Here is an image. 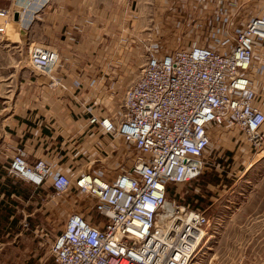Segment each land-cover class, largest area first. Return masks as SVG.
Returning a JSON list of instances; mask_svg holds the SVG:
<instances>
[{
  "label": "built area",
  "instance_id": "obj_1",
  "mask_svg": "<svg viewBox=\"0 0 264 264\" xmlns=\"http://www.w3.org/2000/svg\"><path fill=\"white\" fill-rule=\"evenodd\" d=\"M13 14L11 7L0 8V33ZM256 40H264L263 15L250 18L220 48L147 49L145 62L117 104V118L91 114L88 119L108 137V146L118 138L126 144L119 172L112 177L90 171L53 173L46 159L28 163L23 147L14 146L5 173L36 187L49 181L57 196L76 191L82 195L81 207H88L69 213L52 241L56 264L194 263L208 215L168 200L169 187L202 174L214 129L244 136L256 152L262 148L264 108L250 85ZM26 57L33 71L48 75L58 52L27 44ZM50 81L59 84L55 77Z\"/></svg>",
  "mask_w": 264,
  "mask_h": 264
},
{
  "label": "crops",
  "instance_id": "obj_2",
  "mask_svg": "<svg viewBox=\"0 0 264 264\" xmlns=\"http://www.w3.org/2000/svg\"><path fill=\"white\" fill-rule=\"evenodd\" d=\"M140 1L17 0L28 7L19 11L16 28L20 39L26 46L42 44L55 49L58 60L48 75L35 71L33 77L21 74L19 94L1 135L10 154L20 145L28 163L43 158L51 163L53 173L71 176L87 171L99 174L106 166L119 172L125 146L118 140L108 146V137L88 119L91 114L117 118V104L146 60L143 46L148 34L144 30L149 23L142 27L144 11L161 16L180 14L186 30L211 33L209 45L218 48L250 18L264 16V0ZM193 45L205 42L192 41L185 47ZM51 76L59 84H52ZM250 85L264 108V40L255 42ZM222 130L212 131L211 142L231 134ZM104 148L105 152L100 150ZM15 181L20 180L0 169V239L9 235L7 227L11 225L12 239L23 240L20 223L33 214L27 188Z\"/></svg>",
  "mask_w": 264,
  "mask_h": 264
},
{
  "label": "rangeland",
  "instance_id": "obj_3",
  "mask_svg": "<svg viewBox=\"0 0 264 264\" xmlns=\"http://www.w3.org/2000/svg\"><path fill=\"white\" fill-rule=\"evenodd\" d=\"M140 3H144L143 0ZM3 7H11L14 12L28 9L26 4L17 3V0H0V8ZM196 18L192 16L195 21ZM142 19V27L149 23L144 30L148 34L147 43L143 46L146 53L147 49L166 53L199 40L209 45L211 33L186 30L180 14L161 16L144 11ZM12 21L14 23L11 22L5 32L0 33L1 170L12 155L1 138L6 130L4 121L14 108L20 82L23 81L21 74L34 76L27 64L26 45L19 37L17 22ZM225 134H222V139L213 138L204 157L202 174L189 183L171 185L168 200L199 207L208 215L206 238L201 241L193 264H264V143L256 152L244 136L232 132ZM117 140L126 145L121 138L115 142ZM104 168L98 175L109 178L116 174L113 169ZM14 183L27 188L29 212L32 208L37 210L33 209L32 216L20 223L23 240L12 239V227L8 225L9 235L0 239L3 243L0 245V264H56L50 254V245L69 213L87 210L88 207L84 209L79 203L82 195L69 191L57 196L49 181L40 187L22 180ZM90 214L96 216L92 210Z\"/></svg>",
  "mask_w": 264,
  "mask_h": 264
},
{
  "label": "water",
  "instance_id": "obj_4",
  "mask_svg": "<svg viewBox=\"0 0 264 264\" xmlns=\"http://www.w3.org/2000/svg\"><path fill=\"white\" fill-rule=\"evenodd\" d=\"M20 19V14L18 11H15L14 14H13V20L14 21H19ZM23 33V34H22ZM21 37H24V31H21Z\"/></svg>",
  "mask_w": 264,
  "mask_h": 264
},
{
  "label": "bare ground",
  "instance_id": "obj_5",
  "mask_svg": "<svg viewBox=\"0 0 264 264\" xmlns=\"http://www.w3.org/2000/svg\"><path fill=\"white\" fill-rule=\"evenodd\" d=\"M19 20H20V19H19ZM15 22H18V21H15ZM205 236H206V235H205ZM205 236L203 237V239L206 238ZM203 239H202V240H203ZM201 243H202V242H200V245H201ZM200 245H199V246H200ZM199 246H198V248H199ZM196 253H197V252H196ZM191 264H192V263H191Z\"/></svg>",
  "mask_w": 264,
  "mask_h": 264
}]
</instances>
